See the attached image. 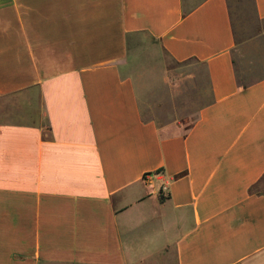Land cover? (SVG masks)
<instances>
[{"label":"crops","instance_id":"obj_1","mask_svg":"<svg viewBox=\"0 0 264 264\" xmlns=\"http://www.w3.org/2000/svg\"><path fill=\"white\" fill-rule=\"evenodd\" d=\"M139 34L203 67L188 125L142 115ZM261 40L227 0H0V264H264Z\"/></svg>","mask_w":264,"mask_h":264},{"label":"rangeland","instance_id":"obj_2","mask_svg":"<svg viewBox=\"0 0 264 264\" xmlns=\"http://www.w3.org/2000/svg\"><path fill=\"white\" fill-rule=\"evenodd\" d=\"M200 1L184 0V5L189 8ZM227 2L237 41L261 38L262 44L254 45L253 49L264 58V19L258 17L254 0ZM127 65L136 75H143L138 90L142 115L158 124L178 120L188 125L210 99L203 67L172 61L160 49L157 40L149 36L134 37Z\"/></svg>","mask_w":264,"mask_h":264},{"label":"trees","instance_id":"obj_3","mask_svg":"<svg viewBox=\"0 0 264 264\" xmlns=\"http://www.w3.org/2000/svg\"><path fill=\"white\" fill-rule=\"evenodd\" d=\"M160 199H163V196L160 194Z\"/></svg>","mask_w":264,"mask_h":264}]
</instances>
